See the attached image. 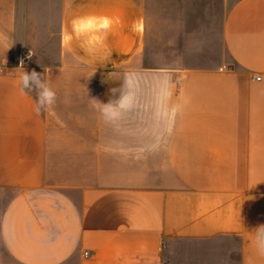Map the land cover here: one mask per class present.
Masks as SVG:
<instances>
[{
    "label": "crops",
    "instance_id": "1",
    "mask_svg": "<svg viewBox=\"0 0 264 264\" xmlns=\"http://www.w3.org/2000/svg\"><path fill=\"white\" fill-rule=\"evenodd\" d=\"M224 2L227 62L170 72L179 86L141 127L135 167L108 135L124 127H82L81 85L161 80L147 72L149 0H0V264H264L250 233L264 224V0ZM89 13L120 19L108 62L61 44ZM32 70L56 92L39 115L36 91L19 90Z\"/></svg>",
    "mask_w": 264,
    "mask_h": 264
},
{
    "label": "rangeland",
    "instance_id": "2",
    "mask_svg": "<svg viewBox=\"0 0 264 264\" xmlns=\"http://www.w3.org/2000/svg\"><path fill=\"white\" fill-rule=\"evenodd\" d=\"M226 8L224 0H149L146 56L151 69L147 72H151L152 76H161V80L158 78L140 85L141 90L133 80L127 90L129 106L118 119L106 121L93 106L92 99L107 103L118 98L121 75L93 74L88 83L81 85L83 96L79 119L82 127H124L123 132L119 128V132L109 131L108 135L114 134L118 140L125 141L126 147L118 152L123 151L136 167L138 139L143 136L141 127H158L161 111L163 115L166 107L159 103L161 97L167 91L172 92V87L174 91L179 86L169 76L170 72L186 68L213 69L227 62L228 56L222 45ZM133 74L137 75V72ZM113 88L117 89L115 96L111 92ZM102 135L106 137L107 134L103 132ZM150 135L153 140V133Z\"/></svg>",
    "mask_w": 264,
    "mask_h": 264
},
{
    "label": "clouds",
    "instance_id": "3",
    "mask_svg": "<svg viewBox=\"0 0 264 264\" xmlns=\"http://www.w3.org/2000/svg\"><path fill=\"white\" fill-rule=\"evenodd\" d=\"M120 24L119 17H111L100 14H84L74 16L61 32V44L64 48L71 50L73 42H77L79 48L87 56H97L102 62H108L112 58V51L108 47L106 41L113 28ZM133 31H142L143 22L137 21L132 25ZM2 38V37H0ZM33 53L30 51L28 58ZM6 63V61H5ZM20 69L24 68V61H20ZM45 73L49 72V68L44 69ZM129 74H125L123 79L122 91L116 99H110L107 103L94 101V107L97 108L102 117L106 121H114L118 119L121 113L127 109L130 104V95L128 91H124L129 83ZM42 74L32 70L30 73L22 71L19 76V90L22 94H26L25 89L35 90L37 93L35 112L39 115L43 111H48L56 100V92L50 86L46 79H42ZM113 96L117 93V89H111ZM171 92L167 91L160 99L161 106L166 105L170 98ZM47 106V107H46ZM253 240L257 253L264 257V224L258 225L252 232Z\"/></svg>",
    "mask_w": 264,
    "mask_h": 264
},
{
    "label": "built area",
    "instance_id": "4",
    "mask_svg": "<svg viewBox=\"0 0 264 264\" xmlns=\"http://www.w3.org/2000/svg\"><path fill=\"white\" fill-rule=\"evenodd\" d=\"M0 73H1V69H0ZM258 80H260V79L258 78ZM85 256H88V253H85Z\"/></svg>",
    "mask_w": 264,
    "mask_h": 264
}]
</instances>
